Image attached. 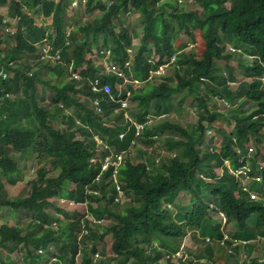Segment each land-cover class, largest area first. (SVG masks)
Instances as JSON below:
<instances>
[{
  "label": "trees",
  "instance_id": "obj_1",
  "mask_svg": "<svg viewBox=\"0 0 264 264\" xmlns=\"http://www.w3.org/2000/svg\"><path fill=\"white\" fill-rule=\"evenodd\" d=\"M194 1L198 8L187 10L177 0H87L86 9L100 16L67 32L61 23L64 0H0L5 7L0 11V175L9 185L22 179L11 151L27 152V159L37 163L25 196L0 193V205L39 219L27 229L17 219L0 224V246L24 251L15 264H91L95 254L96 264H175L165 254L178 249L188 232L201 239L184 264H226L230 258L233 264H264L248 258L264 249V242H248L246 259L240 261L239 245L227 239L232 253L225 263H219L213 246L229 224L233 239L264 237V0ZM129 10L140 19L135 47L123 23ZM183 35L199 41L198 52L177 54L157 82H144L150 68L187 45ZM43 39L38 48L35 43ZM43 44H50L51 54L59 49V59H41ZM107 49L127 75L120 92L122 79L102 78V60L94 63ZM154 55L158 60L150 65L147 57ZM126 60L132 69L123 67ZM101 79L109 82L112 99L91 91L92 82ZM134 79L141 83L133 87ZM39 87L51 91L49 101ZM126 89L138 132L122 110H115ZM177 95L178 105L187 96L196 103L191 129L153 119L168 114ZM96 98L100 109L93 104ZM215 105L219 109L210 110ZM223 120L231 122L228 129ZM139 142L149 150L143 148L142 161L132 163L130 154ZM108 153L114 159L122 155L116 178L123 201L114 200L111 165L95 180ZM238 168H244L246 185L234 173ZM181 191L190 194L189 204L178 205L172 214L164 204H174ZM60 195L84 207L64 209L54 199ZM86 209L101 222L83 218ZM210 211L223 213V228ZM52 221L56 226H49Z\"/></svg>",
  "mask_w": 264,
  "mask_h": 264
},
{
  "label": "rangeland",
  "instance_id": "obj_2",
  "mask_svg": "<svg viewBox=\"0 0 264 264\" xmlns=\"http://www.w3.org/2000/svg\"><path fill=\"white\" fill-rule=\"evenodd\" d=\"M86 1L87 0H64L65 6H64V11H63L61 23H62V26L65 29V31L69 32V31H72L74 29L77 31L80 23L90 24V23H92V19L94 17L100 16L101 13L98 10L86 9V5H85ZM100 1H105V3H106L110 0H100ZM184 6L187 10L198 8V4H196V3H188ZM1 10H5V7L0 8V11ZM123 23L126 27L131 29V32H132L131 42L133 44V47H135L137 45V42H138V36L141 34L140 19L137 16V13H135V11H129L126 14V16L124 17ZM11 28L14 29V24L11 26ZM53 30L55 31V29H53ZM116 31H119L118 27L116 28ZM91 33L92 32L89 31V35H91ZM182 38L185 41V43L191 42L190 38L187 35H183ZM43 42H44V39L41 42L40 41L36 42L35 45L39 48L40 43H43ZM46 42L48 43L47 40H46ZM192 42L194 43L193 48H191L190 44H189V46L186 49H184V50L191 49V50L187 51V54L192 52V51L194 53L198 52L199 41L197 40L196 42L195 41H192ZM67 43H69V41ZM65 44H66V42H65ZM50 50H51L50 44H43V46L40 49V51H41L40 58L43 59L45 57H49L51 55V53L49 52ZM98 51H100V50H97V53H98ZM187 54H185V55H187ZM241 57H242L243 63H244L247 58H246V56H243V54H241ZM33 58H34L33 55H29V57H28L29 61H32ZM97 58L102 60V62H103V60H106V59H101L100 57L95 56L94 57V63L97 61ZM108 60L111 61V57H108ZM182 67L185 68V64L181 65V68ZM238 68L241 69L240 66ZM241 77H242V71L240 70L239 71V79ZM201 91H203V90H201ZM38 93H39V95L44 96V100L46 99V101H49L50 96H51L50 90L45 89L44 87H39ZM178 99H179L178 95L174 96V99H173L174 107L171 109V111L168 114L156 116L153 119L158 121L159 119L167 118V119H170L172 121L179 122L183 127L187 128V129H191L192 126L194 125L195 121H196L195 114H193V113L198 112V108L196 107V103L191 96H187L186 100L181 105H178ZM216 106H218V105H215L213 107L211 106L210 110H218L219 108ZM135 109L136 108L134 106H131V107H129V109L127 111V115L129 117H131L132 119H133L132 113L135 112ZM69 112H70V110H69ZM148 122H149V120H148ZM150 124H151V122H150ZM221 125L224 129H228L231 126V122L229 120H223ZM95 138H96V142L99 143V141L101 140L100 136L97 135ZM136 145L137 146H135L132 149L131 154H130V158H131L132 163H136V162L141 161L140 159L143 156H141L140 153L143 150V148H146V146H144V144H142L140 142ZM146 149H147L146 151L148 152L149 148H146ZM11 152L12 153L10 154V156L18 163V167L20 169H22V172H21L22 175L20 174L22 176V179L18 180L12 186L6 182V179L2 175H0V180L4 183V186H5V188H3L0 191V193H1V196H3L5 194L6 197L8 196L10 198L23 197L26 195L27 190L30 186V183H29L30 180L29 179L31 177H34V175H35V170H33V168L34 169L36 168L37 163L32 160V156H30L29 159H27V155H28L27 152H23V151L22 152L21 151H11ZM161 155H164V152L161 153ZM26 159H27V161H26ZM121 163H122V161H121ZM23 164H24V167H23ZM53 173H55V171H53ZM234 173L236 174L237 177H239L238 178L239 181H241L242 183H245V185L248 183L247 177L242 176L244 174V170L242 168L236 169L234 171ZM126 198L128 201L129 196H126ZM54 199L56 200L57 204L60 207H63V204L61 203V200H60L61 198L59 196H56ZM124 199L125 198L122 197V201ZM189 200H190V194L187 192L181 191L178 193L174 204L173 203H170V204L166 203V204H164V206L167 209H169V211L172 214H175V212L177 210V206L178 205H187V204H189ZM64 207L70 208L72 206L65 205ZM48 212L53 213L54 211L51 208H49ZM210 212H211L212 216L215 218V220H219L221 218V215L219 214L218 211H214V212L210 211ZM2 213H4V214H3V216L0 215V222H6V221L12 222V220L14 221L17 219L19 222V225L21 227L24 226L25 224H28L24 229H27V227H29L30 225L37 224L39 222V219L35 218V214L33 212H30L28 214V217H26L25 213H22L23 215L18 216L16 211H14L12 208H9V206H6V205H0V214H2ZM251 218H253V215L251 216ZM49 226L52 227L51 224H49ZM230 227H231V225H229V228ZM195 237L198 239L197 233H195ZM261 241L263 243L264 240H261ZM199 243L200 242H196L194 240L192 232H188V234L180 240V246L179 247L181 248V250L188 251V253H190V251H191V253H193V251L196 250L195 248L197 246L195 244H199ZM254 245L258 246L259 244L255 243ZM8 248H10V247L9 246L8 247L0 246V264H2V262L8 263V264L11 262H14L13 264H15L16 255L18 257H20V256L22 257L24 254L22 247L21 248L18 247V249L16 248V250H9ZM260 252L261 253L257 255V258H260L263 256L264 251H260ZM219 254L221 256L220 262L222 263L224 261L223 256H225V253H223V251H220ZM95 257L96 256H94V258ZM6 258L8 261H6V260L3 261ZM53 262H54V260H49L45 264H52ZM60 262L63 263L62 261H60ZM224 263H225V261H224ZM37 264H44V262L38 261ZM226 264H233V259L230 258L228 263L226 262Z\"/></svg>",
  "mask_w": 264,
  "mask_h": 264
},
{
  "label": "clouds",
  "instance_id": "obj_3",
  "mask_svg": "<svg viewBox=\"0 0 264 264\" xmlns=\"http://www.w3.org/2000/svg\"><path fill=\"white\" fill-rule=\"evenodd\" d=\"M178 2H180V3H182V2H184V5H186V4H188V3H195V1L194 0H177ZM188 1H190V2H188ZM185 7V6H184ZM129 11H134V10H129ZM129 11H127L126 12V14L129 12ZM101 13V12H100ZM136 13V12H135ZM126 14H125V16H126ZM124 16V17H125ZM137 16H138V14H137ZM124 17H123V21H124ZM139 17V16H138ZM187 45L181 50V51H175L173 54H171L170 56H169V58H167L166 60V62L165 63H160V64H158V65H155V63L157 62V60H158V56H156V55H154V56H149V57H147L148 59V63L150 64V65H155V67H153V68H150L149 70H148V75H147V77H146V79H145V81L144 82H151V83H153V82H157L159 79H160V76L162 75V74H164V73H166V70H167V68L168 67H170V65L172 64V62H174L175 61V59H176V56H177V54H181V53H187V51L188 50H191V49H187V50H184V49H186L188 46H189V44H190V47L191 48H193L194 47V43L191 41V42H189V43H186ZM130 49H128V53L129 52H131V51H129ZM110 56V52H109V50L107 49L106 50V55L102 58V59H106V60H103V64H102V67H101V69L99 70V73L101 74V76H102V78L104 77V76H108V75H111V76H115V77H117V78H122V80H121V83H120V90H119V92L120 91H122V87L125 85V83H127L128 82V80H127V75L122 71V68H121V66H119L117 63H115V62H113L112 60L111 61H109L108 60V57ZM126 62L128 63L129 62V60H126V61H124V64H123V67H126V68H128V69H132V66L128 63L127 65H126ZM108 64H114V65H116L120 70H121V72H122V74L123 75H117V74H115V73H112V72H109V71H107L106 69H105V67H106V65H108ZM78 75L77 74H74L73 75V78L74 77H77ZM263 81H264V74L260 77ZM96 81V82H95ZM94 82H92V84L93 83H97V85L98 86H101L102 84H104V83H107V84H109V82H107V81H105L104 79L102 80L101 79V81L100 82H98L97 80H95ZM133 87H135V86H137V85H139L141 82L140 81H138V80H136V79H134L133 81ZM92 84L90 85V89H91V86H92ZM109 87H110V84H109ZM92 90V89H91ZM98 93H102V94H105V95H107L110 99H112V93H111V87H110V90H109V92H104L103 90H98L97 91V94ZM124 94H125V96L123 97V98H116L117 99V102L119 103V106L117 107V108H115V110L116 109H120V110H122L123 112H124V115L126 116V118L127 119H131L132 120V122L135 124V126H136V132H138V130L141 128L140 127V125H138L136 122H134L135 121V119L133 118H131V117H129L128 115H127V111H128V109H129V107L127 106V97L129 96V89L127 90H125L124 91ZM214 96H216V95H214ZM213 96V97H214ZM218 100H221V101H223L224 102V104L225 105H235V104H231L230 102H228L227 101V99L226 98H223V97H218L217 98ZM93 104L97 107V108H99L100 109V106H99V99L98 98H96L94 101H93ZM148 122V121H147ZM150 122V121H149ZM206 133L208 134L209 133V130H206ZM97 135H95V137H96ZM120 137L122 136V134H120L119 135ZM96 139V138H95ZM99 142H101V140L99 141ZM114 157V155L112 154V153H108V154H106L104 157H103V159H101L100 160V167H99V174H97V176L95 177V180H98L99 178H100V175H101V173L103 172V171H105L106 169H107V167L108 166H112L111 167V175H112V177H113V182H114V191H116V195H115V198H114V200L115 201H121L122 200V197H123V192H122V189H121V182L116 178V175H117V173H118V167H119V165H121L122 163H121V161H122V155H120V156H118V158H116V159H114L113 158ZM90 160L91 161H94L95 160V158H90ZM141 161H142V159H140ZM157 161V160H156ZM225 162H227V160L225 161ZM238 169H241V168H238ZM243 170H244V168H242ZM20 180V179H19ZM18 181V180H17ZM13 186V185H12ZM87 192H92V190L91 189H87ZM61 199V203L63 204V207L62 208H64V209H75L77 206H79V205H82L83 207H84V204L85 203H77V204H75V202L73 201V200H71V199H69L66 195H60L59 196ZM257 197V196H256ZM255 197V198H256ZM167 204H170V203H167ZM65 205H70V206H72V207H70V208H65L64 206ZM7 206V205H6ZM10 208V207H9ZM21 212H23L22 210H21ZM83 213L85 214H83L84 216H83V218H85V216L86 217H88V218H90V219H93L95 222H97V223H100L101 222V220H99V219H96V218H93V214L90 212V211H88V209H86L85 210V212H84V210H83ZM220 213V215H221V218L219 219V221H220V223H221V225H222V228L224 227V225L226 224V219H225V217L223 216V213L222 212H219ZM3 214L4 213H2V214H0V215H2L3 216ZM29 214V213H28ZM53 214H55L57 217H59L60 216V214L59 213H57V212H53ZM253 215V214H252ZM250 220H252V218H250ZM28 221V220H27ZM6 222H8V223H12V222H9V221H6ZM2 223H5V222H0V224H2ZM51 225H52V227L53 226H56V221H52L51 222ZM230 225V224H229ZM229 225L227 226V228L225 229V228H223V236L222 237H219V238H215L214 239V243H213V246H214V248H215V251L219 254V252L220 251H223V253H225V256H223V259L225 260V258H226V256H227V254H229V253H231L232 252V249H231V247L230 246H228L227 244H226V240L227 239H230V240H232V244L233 245H239V247H240V251H239V254H238V258H240V261H242V260H244V259H246V253H247V249H248V246H245L246 244H248V242H250L251 244H254V242H262L261 240H264V237L263 236H257V237H255L254 239H246V240H244V239H241V238H239V239H233V238H231L230 237V235H229ZM225 229V230H224ZM188 234V233H187ZM186 234V235H187ZM199 238L201 239V237L199 236ZM198 238V239H199ZM198 239H194V240H196V241H198ZM203 239H205L206 241H208L209 240V238L208 237H203L202 238V240ZM264 242V241H263ZM258 244V243H257ZM195 245H197V244H195ZM180 246V245H179ZM218 248H221V249H218ZM256 249V248H255ZM37 251L38 252H41L42 250L39 248V249H37ZM244 251V252H243ZM260 251H264V249H260V250H258V249H256V251H255V253L253 254V256L252 257H257V255L258 254H260L261 252ZM177 252H179L180 253V255L181 256H176V253ZM220 255V254H219ZM94 256H96V254L94 255ZM165 257L166 258H169L170 259V261L171 262H173V263H175V264H184L185 263V261L189 258V253H188V251H185V250H181V248L179 247L178 249H176L175 251H173V252H168V253H166L165 254ZM252 257H250V255H248V258L249 259H252ZM259 260H263L264 259V252H263V256L262 257H260V258H258ZM200 260V262H202L203 260L202 259H199ZM226 261H227V259H226ZM92 262H94L95 264H96V262H95V258H93L92 259V261H91V263ZM224 262V261H223ZM219 263H221L220 261H219Z\"/></svg>",
  "mask_w": 264,
  "mask_h": 264
},
{
  "label": "built area",
  "instance_id": "obj_4",
  "mask_svg": "<svg viewBox=\"0 0 264 264\" xmlns=\"http://www.w3.org/2000/svg\"><path fill=\"white\" fill-rule=\"evenodd\" d=\"M56 55H58L57 51H56ZM128 63L126 62V65ZM105 69L109 72L115 73L117 75H123L121 70L114 64H108L106 65ZM96 82V81H95ZM91 89L93 91H98V90H103L104 92H109L110 87L109 84L104 83L101 86H98L97 83H93L91 86ZM176 256H181L179 252L176 253ZM91 264H95L94 262H92Z\"/></svg>",
  "mask_w": 264,
  "mask_h": 264
},
{
  "label": "bare ground",
  "instance_id": "obj_5",
  "mask_svg": "<svg viewBox=\"0 0 264 264\" xmlns=\"http://www.w3.org/2000/svg\"><path fill=\"white\" fill-rule=\"evenodd\" d=\"M46 41V40H45ZM56 51H57V53H58V55H56ZM53 54H51L49 57H47V58H49L51 61H54V60H56V59H59V49H57ZM178 66V65H177ZM179 67V66H178ZM6 71H7V69H6ZM5 71V72H6ZM9 71V70H8ZM8 73V72H7ZM9 75H10V73H9ZM70 77V76H69ZM77 78V77H76ZM74 79V78H73ZM80 79V78H79ZM122 79V78H121ZM98 81V80H97ZM91 91H93V90H91ZM93 92H97V91H93ZM105 95V94H104ZM92 100V99H91ZM60 125V124H59ZM43 164V163H42ZM41 167H42V165H41ZM42 169V168H41ZM222 233V232H221ZM213 239V238H212ZM211 241V240H210ZM228 241V240H227ZM206 242V241H205ZM228 243V242H227ZM208 244V243H207ZM212 244V243H211ZM230 245H231V243H229ZM228 244V245H229ZM206 246V245H205ZM232 247V246H231ZM234 247V246H233ZM232 253V252H231ZM203 258V257H202ZM204 259H205V257H204ZM207 260V259H206ZM197 261V260H196ZM204 261V260H203ZM210 262L212 263V260H210ZM216 262V261H215Z\"/></svg>",
  "mask_w": 264,
  "mask_h": 264
},
{
  "label": "crops",
  "instance_id": "obj_6",
  "mask_svg": "<svg viewBox=\"0 0 264 264\" xmlns=\"http://www.w3.org/2000/svg\"><path fill=\"white\" fill-rule=\"evenodd\" d=\"M244 252V251H243ZM246 255V254H245ZM253 256V254H250V257H252Z\"/></svg>",
  "mask_w": 264,
  "mask_h": 264
}]
</instances>
